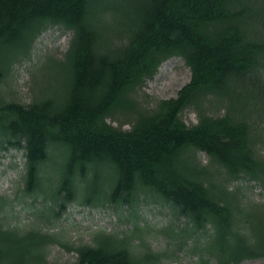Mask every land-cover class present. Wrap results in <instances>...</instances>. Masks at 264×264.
<instances>
[{
	"label": "trees",
	"instance_id": "1",
	"mask_svg": "<svg viewBox=\"0 0 264 264\" xmlns=\"http://www.w3.org/2000/svg\"><path fill=\"white\" fill-rule=\"evenodd\" d=\"M107 1L0 0V147L23 149L25 194L43 191V165L56 152V188L42 198L53 203L37 217L60 219L80 200L112 208L119 223H134L121 231L100 228L91 242L74 243L41 226L22 230L0 219V264L34 256L31 264L45 262L47 249L25 255L27 240L36 248L63 244L74 251V264H156L176 250L153 249L147 229L135 222L137 202L149 196L184 218L165 231L170 244L186 246L200 264L264 257V203L243 201L239 187L227 185L246 178L264 188V140L255 120L264 116V91L251 102L246 96L242 106L233 92L246 78L257 79L255 90L264 80V0ZM52 27L71 33L55 59L54 94L39 89L27 104L5 101L1 85L12 66ZM173 56L189 67L190 80L176 98L149 105L140 90ZM190 106L197 122L188 125L181 114ZM219 106L222 113L208 110Z\"/></svg>",
	"mask_w": 264,
	"mask_h": 264
},
{
	"label": "rangeland",
	"instance_id": "2",
	"mask_svg": "<svg viewBox=\"0 0 264 264\" xmlns=\"http://www.w3.org/2000/svg\"><path fill=\"white\" fill-rule=\"evenodd\" d=\"M129 2L130 0H127L125 4ZM112 4L113 0H108L106 3V5ZM259 11L263 12V8L261 7ZM70 36V31L58 27L44 31L34 42L31 55L12 66L9 75L1 85L3 99L27 104L34 97L39 96V89L44 91V96L54 94L60 81L59 64L55 62V59L63 56ZM167 61V65L160 68L163 62L156 74L147 79L140 90L149 105L159 100L176 98L180 88L190 79V69L181 57L174 56ZM255 80L257 79L254 77L246 78L233 86V92L241 96L240 106L245 105L246 96L249 97L248 102H251L255 92L264 91V80L259 78V85L256 90L252 86V81ZM218 103L219 101H216L215 106ZM258 104L261 107V101ZM222 109V106H219L218 110L215 107H210L208 110L216 114L222 113ZM181 118L188 125L197 122L196 110L193 106L187 107L181 114ZM255 120L258 123L256 133L259 138L264 140V128L261 127L264 116L257 117ZM112 124L117 125L116 122H112ZM128 128L129 125L125 123L123 129ZM52 156L43 165V179L40 185L43 191L25 194L23 177L25 159L22 151L15 149L8 143H3V147H0V203L2 205L0 219L4 226H17L22 230L41 226L43 231L64 236L65 238H61V242H67L65 239H68L74 243L91 242L92 232L100 228H105L110 232L131 228L134 221L119 223L117 214L112 208L81 204L80 200L71 203L60 219L51 218L48 222L45 220H48L49 217L40 216L41 220L36 219L41 207H50L53 203L50 199L46 203H42V198L51 196L57 184L56 152H53ZM198 156L203 163L206 162L205 154L200 153ZM227 185L230 190L238 186L243 201L264 203V189L254 181L241 178L231 180ZM137 203L139 205L135 208L137 215L135 222L147 229L145 230L147 232L145 238L150 246L153 249L162 250L171 245L176 250L174 255L163 256L156 264H200L198 256L188 252L186 246L178 250L175 240L173 241L174 244H170L172 239L165 231V227L169 225H182L184 218L175 219L174 210L171 206L158 200L155 201L151 196L147 198V201ZM120 209L124 214L130 212L126 206ZM16 234L22 235L23 231L18 230ZM134 241L137 242L136 237H134ZM24 244L26 245L25 255L32 252L33 255H37L47 249L46 261L41 264H74V251L67 249L59 242H51L47 247L43 245L38 248L34 246L33 240L24 241ZM34 258L24 261L23 264H31ZM2 263H10V258L3 259ZM240 264H264V258L244 260Z\"/></svg>",
	"mask_w": 264,
	"mask_h": 264
},
{
	"label": "bare ground",
	"instance_id": "3",
	"mask_svg": "<svg viewBox=\"0 0 264 264\" xmlns=\"http://www.w3.org/2000/svg\"><path fill=\"white\" fill-rule=\"evenodd\" d=\"M167 63H168V61L166 60V61L161 65L160 68H162V67H164L165 65H167Z\"/></svg>",
	"mask_w": 264,
	"mask_h": 264
}]
</instances>
